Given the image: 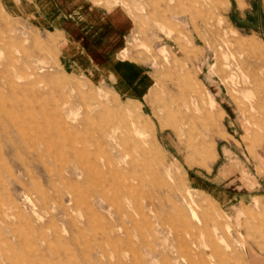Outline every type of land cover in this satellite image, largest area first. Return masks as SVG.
<instances>
[{
    "label": "rangeland",
    "instance_id": "obj_1",
    "mask_svg": "<svg viewBox=\"0 0 264 264\" xmlns=\"http://www.w3.org/2000/svg\"><path fill=\"white\" fill-rule=\"evenodd\" d=\"M114 2L107 71L0 9V264H264V0Z\"/></svg>",
    "mask_w": 264,
    "mask_h": 264
},
{
    "label": "crops",
    "instance_id": "obj_2",
    "mask_svg": "<svg viewBox=\"0 0 264 264\" xmlns=\"http://www.w3.org/2000/svg\"><path fill=\"white\" fill-rule=\"evenodd\" d=\"M0 9L36 29L62 35L65 68H79L87 55L93 65L90 69H113L120 64L119 55L134 29L129 12L114 0H0ZM94 54L100 58H92ZM108 54L115 55L114 59L108 61Z\"/></svg>",
    "mask_w": 264,
    "mask_h": 264
},
{
    "label": "bare ground",
    "instance_id": "obj_3",
    "mask_svg": "<svg viewBox=\"0 0 264 264\" xmlns=\"http://www.w3.org/2000/svg\"><path fill=\"white\" fill-rule=\"evenodd\" d=\"M259 55V54H258ZM206 85V84H205ZM209 101H210V106H211V108L212 109H214V108H216L217 107V103H216V101H215V99H214V97H212L211 95H209ZM142 104V103H141ZM143 110V109H142ZM98 114V113H97ZM96 115V114H95ZM97 117H99V116H97ZM153 117V116H152ZM207 120L203 123V125L205 126V127H210V126H212L213 127V125H214V122H215V120L216 121H220V117L218 116V115H214V116H212V117H209V118H206ZM137 126L141 129L142 127L144 128V129H147L149 132H153L152 131V126L149 124V123H144V120H140V119H138L137 120ZM210 130V129H209ZM104 134V133H103ZM103 134H101V135H103ZM153 135V134H152ZM102 138H103V136H102ZM152 140H154V138L152 139ZM154 142H155V140H154ZM153 144V143H152ZM154 146V145H153ZM151 148V147H150ZM149 148V149H150ZM147 150V149H146ZM155 150V149H154ZM157 151V150H156ZM158 153H159V151H157ZM156 153V152H155ZM161 153V152H160ZM159 153V154H160ZM147 155V154H146ZM151 155V154H150ZM158 155V154H157ZM151 157V156H150ZM153 157H155V156H153ZM121 163V162H120ZM124 164V163H123ZM123 164H121V165H123ZM80 172V171H79ZM67 174V173H66ZM81 174V173H80ZM194 213V212H193ZM194 216V215H193ZM196 220V219H195Z\"/></svg>",
    "mask_w": 264,
    "mask_h": 264
}]
</instances>
